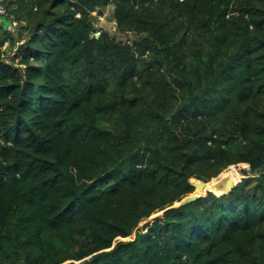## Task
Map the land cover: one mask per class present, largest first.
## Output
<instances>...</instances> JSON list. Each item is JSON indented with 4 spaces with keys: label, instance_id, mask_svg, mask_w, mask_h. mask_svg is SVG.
Instances as JSON below:
<instances>
[{
    "label": "trees",
    "instance_id": "1",
    "mask_svg": "<svg viewBox=\"0 0 264 264\" xmlns=\"http://www.w3.org/2000/svg\"><path fill=\"white\" fill-rule=\"evenodd\" d=\"M0 2V264H264V0Z\"/></svg>",
    "mask_w": 264,
    "mask_h": 264
},
{
    "label": "rangeland",
    "instance_id": "2",
    "mask_svg": "<svg viewBox=\"0 0 264 264\" xmlns=\"http://www.w3.org/2000/svg\"><path fill=\"white\" fill-rule=\"evenodd\" d=\"M113 9H114V7L111 5V6H109V7H107L105 10H104V17H105V19L107 20V24H105V26H104V29L105 30H107V31H109L112 35H116V31H114V23L111 21V17H112V15H113ZM93 15H94V17L96 16V15H98L97 14V12H94L93 13ZM96 20V19H95ZM0 23H1V20H0ZM19 26V25H18ZM18 26L16 27V26H14V25H9V28H10V30L11 31H14V29H17L18 28ZM114 26V27H113ZM117 37L119 38V40L120 41H127V42H129V43H131L133 40H135V39H137V36L135 35V34H133V33H127V34H124V35H117ZM4 51H6V53H5V57H7L8 56V54H9V58H7L6 60H7V62H11L12 61V59L15 57V51H16V49L15 50H11L10 48H9V43L7 42V43H5V45H4V47L2 48ZM20 60V58H18V59H15L14 61H15V63L17 64L18 63V61ZM237 170L240 174H241V178L239 179V181H237V182H234V184L236 183H240L245 177H248V176H250V174L249 173H247V171H249V168H248V166H247V164L245 165V164H238V165H233V166H230L229 168H227L226 170H224L219 176H217L216 178H214V179H212V180H215V182L218 184V187L220 188V189H222L223 191H224V193H225V191H226V183H227V181L230 179V177L228 178V173L230 172V171H232V170ZM227 173V174H226ZM226 177H227V179H226ZM211 180V181H212ZM197 180H192V182H196ZM210 181V182H211ZM223 181V182H222ZM209 183V182H208ZM196 191H194L192 194H194ZM209 193H212V192H205V194L204 195H202L203 197H206ZM191 194V195H192ZM214 194V193H213ZM216 195V194H215ZM221 195H224V194H221ZM221 195H217V196H221ZM190 196V195H189ZM175 205H178V204H175ZM162 215V212H160V213H158V214H156V215H154L153 217H151L150 219H149V221H151L150 222V225L152 224V222H153V219L154 218H156V217H159V216H161ZM146 223H147V221H142L140 224H139V226L135 229V231H134V233L132 234V236L131 237H129L128 239H131V240H133L135 237H136V235H137V233L138 232H142V233H146L147 232V230H148V228L150 227V226H148V227H145V225H146Z\"/></svg>",
    "mask_w": 264,
    "mask_h": 264
},
{
    "label": "water",
    "instance_id": "3",
    "mask_svg": "<svg viewBox=\"0 0 264 264\" xmlns=\"http://www.w3.org/2000/svg\"><path fill=\"white\" fill-rule=\"evenodd\" d=\"M96 37H98V36H96ZM237 184H234L233 181L231 179H229L227 181V183H226V191H225L224 195L229 194L237 186ZM192 185L194 186L195 191H202L204 189V187L207 185V182L201 181V180H197L196 182H192ZM201 197H203V196L202 195H198L195 192L194 194L186 197L180 203H176L178 205H174V207H178V206L185 205L187 203L194 202V201L198 200Z\"/></svg>",
    "mask_w": 264,
    "mask_h": 264
},
{
    "label": "bare ground",
    "instance_id": "4",
    "mask_svg": "<svg viewBox=\"0 0 264 264\" xmlns=\"http://www.w3.org/2000/svg\"><path fill=\"white\" fill-rule=\"evenodd\" d=\"M227 176H228V178L230 177V179L233 181V183L239 181V179L241 178V174L235 169L230 171ZM226 179H227V177H226ZM205 192H212L216 195L224 194V191L218 187V184L215 182V180H212L211 182L207 183V185L204 187V189L202 191H196V194L204 195Z\"/></svg>",
    "mask_w": 264,
    "mask_h": 264
},
{
    "label": "built area",
    "instance_id": "5",
    "mask_svg": "<svg viewBox=\"0 0 264 264\" xmlns=\"http://www.w3.org/2000/svg\"><path fill=\"white\" fill-rule=\"evenodd\" d=\"M0 16H7V10L4 5L0 2ZM114 23V31H116V22L112 21ZM95 26L97 27V32L94 33L95 36H100L101 30L104 29L105 24H107V20L105 19L104 15H96V20L94 21ZM11 25L18 26L19 24L17 22H13ZM10 25V26H11ZM15 30V29H14ZM249 168V165H247ZM264 171V168H263ZM258 174L250 175V176H257Z\"/></svg>",
    "mask_w": 264,
    "mask_h": 264
}]
</instances>
